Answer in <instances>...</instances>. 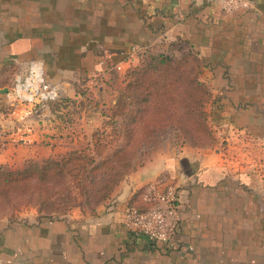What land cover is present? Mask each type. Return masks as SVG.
<instances>
[{"label": "crops", "instance_id": "1", "mask_svg": "<svg viewBox=\"0 0 264 264\" xmlns=\"http://www.w3.org/2000/svg\"><path fill=\"white\" fill-rule=\"evenodd\" d=\"M251 1L227 14L207 0H0V166L22 170L92 145L96 130L111 131L127 70L178 40L200 54L209 123L231 145L224 153L163 144L93 208L1 216L0 264H264L263 184L257 167L232 154L236 139L264 141V0ZM33 63L71 106L41 115L11 107L10 88ZM158 177L179 191L173 245L123 223Z\"/></svg>", "mask_w": 264, "mask_h": 264}, {"label": "rangeland", "instance_id": "2", "mask_svg": "<svg viewBox=\"0 0 264 264\" xmlns=\"http://www.w3.org/2000/svg\"><path fill=\"white\" fill-rule=\"evenodd\" d=\"M167 50L169 49L165 51ZM152 54L156 55L158 53ZM167 54L171 62L175 63L174 67L176 69L180 68V72L185 77L199 78L205 82L202 79L205 64L200 54L189 44L177 43L167 51ZM173 70L175 71V69ZM154 75L156 76V74ZM158 75L160 74L158 73ZM169 89L163 102L171 110L169 116L174 113L173 109H177L171 121H168L169 124H174L173 127L170 125L161 127L146 136H141L140 131L142 129H136V140L128 148L129 152H126L125 155L124 153L117 155L114 161H109L100 167H97L94 162L89 164L87 159L76 158L63 163L56 171L45 173L39 177L36 174L34 176L32 174L31 178L14 175V177H18V182L3 188L0 193V217L10 216L15 219L30 216L53 217L65 214L77 206L93 208L107 199L103 197L109 193L115 181L121 177L118 170H121L120 166H123L126 161L136 162L137 166L143 162L149 151L157 149L163 144L175 143L177 147H180L184 143L196 145L207 141V129L204 120L194 116H186L184 126L182 127L179 124V116H181L183 107L186 108L193 100L199 101L197 90L182 83H178ZM189 92H193V95L191 96ZM185 95L188 99H183ZM201 96L204 98L202 110H205L211 116L208 106L212 97L205 101V95ZM144 116H146V113ZM194 119L196 121L193 124L192 120ZM213 134L218 136L216 129H213ZM236 141L238 142L232 144L235 147L232 154L243 160L246 165L257 167L260 181L263 184L262 194L264 197V141L254 139L244 141L236 139ZM86 153L92 154L88 151ZM86 164H88L87 169ZM126 169L124 167L122 170Z\"/></svg>", "mask_w": 264, "mask_h": 264}, {"label": "trees", "instance_id": "3", "mask_svg": "<svg viewBox=\"0 0 264 264\" xmlns=\"http://www.w3.org/2000/svg\"><path fill=\"white\" fill-rule=\"evenodd\" d=\"M182 40L171 42L167 49H172L177 43H182ZM185 43V42H183ZM167 50V51H169ZM167 51L159 52L158 54H144L141 56L139 63L136 66L130 67L125 76L126 87L124 91L118 96L115 106L111 109L110 119L106 122L107 126L111 128V131L107 129H98L93 134V144H88L82 150L71 151L59 158H49L42 162L29 161L26 163L22 170L11 169L6 165L0 166V193L3 188L12 186L13 183L18 182V177L14 175L25 176V178H31L32 174H36L37 177L54 172L63 163L70 162L72 159H87L90 163L94 162L97 167L103 166L109 161H114L117 155L121 153L129 152L128 148L132 142L136 140L135 130L142 131L141 136L153 133L158 128L166 127L174 124H169L173 115L176 114L177 109H173L174 113L169 116L171 110L164 104L163 100L166 99V93L176 86L178 83H182L185 86H192L194 90H197L199 95L197 99L193 100L183 107L181 110V116H179V124L183 127L186 121V116H194L205 121L207 129L206 137L207 141L204 143H197L200 147H216L220 152L230 153L231 145L226 139L225 135L214 136L213 127L209 123L210 115L203 109V96L205 95V101L212 97L210 87L206 82L197 78H187L180 72V68L176 69L175 63L171 62ZM175 69V71L173 70ZM158 73L160 75H158ZM156 74V76L154 75ZM192 96L193 92H189ZM188 97L185 95V98ZM155 101V102H154ZM153 102V104H152ZM157 105V106H156ZM71 106V101L64 97L60 101L51 103V109L62 110L64 107ZM197 109H200L197 111ZM157 110V112H156ZM146 113V116H144ZM142 114V115H139ZM195 119L192 123H195ZM192 127V126H191ZM193 128V127H192ZM191 129V128H189ZM204 131V129H203ZM193 137V136H191ZM203 139V138H202ZM200 139V140H202ZM111 150V151H110ZM91 152L88 154L86 152ZM110 151V152H108ZM142 154H144L142 152ZM86 164V169H87ZM108 166V165H107ZM126 167V170H122ZM121 170L120 178L115 181L112 189L103 198H109L117 184H119L126 174L136 168V162L131 163V160L126 161L123 166H120ZM141 200V199H140ZM133 200L129 206L143 207L142 200Z\"/></svg>", "mask_w": 264, "mask_h": 264}, {"label": "built area", "instance_id": "4", "mask_svg": "<svg viewBox=\"0 0 264 264\" xmlns=\"http://www.w3.org/2000/svg\"><path fill=\"white\" fill-rule=\"evenodd\" d=\"M207 1L219 4L227 14H235L252 4L251 0ZM131 58L132 55L128 54V59ZM10 91L11 107L22 105L36 115L50 110L52 102L65 97L63 87L50 82L44 67L39 63L31 64L27 74L15 80ZM140 196L144 206H128L124 212L123 223L126 228L152 242L175 244L179 227V191L176 184L158 177L144 186Z\"/></svg>", "mask_w": 264, "mask_h": 264}]
</instances>
